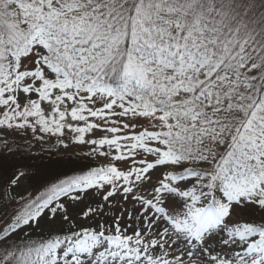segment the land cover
Listing matches in <instances>:
<instances>
[{
	"label": "snow or ice",
	"instance_id": "6c2138e0",
	"mask_svg": "<svg viewBox=\"0 0 264 264\" xmlns=\"http://www.w3.org/2000/svg\"><path fill=\"white\" fill-rule=\"evenodd\" d=\"M9 130L97 162L0 173V264H264V0H0Z\"/></svg>",
	"mask_w": 264,
	"mask_h": 264
},
{
	"label": "trees",
	"instance_id": "16d2710c",
	"mask_svg": "<svg viewBox=\"0 0 264 264\" xmlns=\"http://www.w3.org/2000/svg\"><path fill=\"white\" fill-rule=\"evenodd\" d=\"M1 157L3 158V156ZM4 157H6L8 160L12 162V166L4 167L3 161L5 159L1 160L0 173L10 174L12 171L15 170V168L22 166H27L28 168L29 165L36 164L35 163L36 161L38 162V164L33 166L34 169L33 171H29V172H34L36 169H39L42 173L43 170L49 169L47 173L44 172V174H47V177L49 178L52 175L58 173H71L72 170L78 169L84 164H94L91 160H87L84 156L58 157L57 155H55V153L52 152L50 153L40 148L37 149L31 146L27 148L19 149V151H15V150L7 151L6 153H4ZM27 168H22V170H26ZM43 178L44 177L42 176L41 183L43 181ZM25 180L28 181L29 184L34 183V189H35V184L36 187L39 186L37 185L38 183L35 182V178H26ZM29 190L30 191L33 190V188H31V185H29Z\"/></svg>",
	"mask_w": 264,
	"mask_h": 264
},
{
	"label": "rangeland",
	"instance_id": "374dc122",
	"mask_svg": "<svg viewBox=\"0 0 264 264\" xmlns=\"http://www.w3.org/2000/svg\"><path fill=\"white\" fill-rule=\"evenodd\" d=\"M97 135H100V133H97ZM70 136L71 134H67L65 137V143H68V147L64 148L63 146L59 145L57 142L56 137H48L45 136L43 140L35 138L30 132L26 135L23 134H16L11 132L9 130V133L7 135H0V140L6 139L8 142V147H4L3 145H0V161L5 159L4 167L6 166H12V162L8 160L6 157H4V153L10 150L19 151V149L27 148V147H34L37 149H42L47 152L55 153L58 157H75V156H84V153H86L89 148L85 145H76L70 142ZM14 152V151H13ZM36 154V153H34ZM37 160V159H35ZM92 162L95 164L97 161ZM36 164L29 165V167L26 169V171H33V166L37 165L38 162L35 161ZM32 167V168H31ZM37 168V167H36ZM49 169H45L42 171V173H47ZM42 177V176H41ZM41 177H32L35 178V182H37L39 185L41 183ZM29 185H31V188L34 189V183H28V181L24 180L22 182V188L17 189V191H22L23 187H27L29 189ZM35 188L36 184H35ZM30 191V190H29Z\"/></svg>",
	"mask_w": 264,
	"mask_h": 264
}]
</instances>
